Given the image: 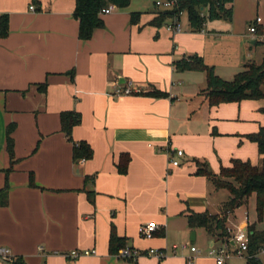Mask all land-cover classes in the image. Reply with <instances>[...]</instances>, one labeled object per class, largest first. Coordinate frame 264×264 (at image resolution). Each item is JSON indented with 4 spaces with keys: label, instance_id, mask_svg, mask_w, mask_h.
<instances>
[{
    "label": "crops",
    "instance_id": "0c3cea01",
    "mask_svg": "<svg viewBox=\"0 0 264 264\" xmlns=\"http://www.w3.org/2000/svg\"><path fill=\"white\" fill-rule=\"evenodd\" d=\"M142 2L101 15L104 28L81 41L74 0H0V16H8V35L0 39V189L9 188L8 203L0 207V247L23 264H215L209 252L225 243L216 245L202 229L208 251H190L200 235L188 227L186 212L220 214L229 197L194 174V160L215 174L232 159L258 165L257 145L245 136L264 127V99L209 106L205 75L173 65L191 55L213 65L207 49L217 45L223 25L192 32L182 14L180 32L169 28L171 21L157 28L149 22L162 9ZM132 13L140 14L136 24ZM118 87L142 94L118 96ZM153 90L167 97L143 94ZM65 111L80 115L71 140L61 131ZM10 124L15 163L7 174ZM80 141L91 147L90 160L73 159ZM122 155L130 158L125 174L117 171ZM241 207L227 216L229 242L249 224L241 220L235 234L230 230L228 217ZM149 222L159 228L147 240L138 228ZM112 231L140 255L110 254ZM150 249L162 259L146 256ZM84 250L95 254L68 258Z\"/></svg>",
    "mask_w": 264,
    "mask_h": 264
},
{
    "label": "trees",
    "instance_id": "16d2710c",
    "mask_svg": "<svg viewBox=\"0 0 264 264\" xmlns=\"http://www.w3.org/2000/svg\"><path fill=\"white\" fill-rule=\"evenodd\" d=\"M36 2V0H32ZM75 7L73 17L78 21V38L81 41L91 39L94 30L104 28V21L101 18L102 9L114 6L123 9L129 6L131 0H74ZM175 4L171 10L160 11L157 16L149 22V25L161 27L165 22L174 19L179 20L182 14L187 17L188 25L192 32H201L206 24L211 21L224 20L231 21L233 17L234 0H174ZM139 13H132L131 24H136ZM258 33H262V28L258 27ZM8 35V16H0V39ZM264 43L255 41L254 45ZM174 68L178 72H200L206 77V88L204 95L208 100L209 106H217L225 103H238L244 100L264 99V56L258 61H248L241 70L234 74L231 80H224L215 73L213 66L205 64L204 60L191 55L183 57L174 62ZM46 83L38 85L41 92H45ZM142 94V93H139ZM147 96L156 98L167 97L166 93L153 90L143 93ZM264 114V108L261 109ZM80 115L73 111L60 113L61 131L71 140L72 129L78 125ZM14 125H8L6 129V151L10 159V168L6 170L8 174L15 163L13 154V140L11 134ZM249 141L257 145V150L261 160L258 165H253L250 161L232 159L227 167L221 166L217 174L213 173L208 164L199 160H194L196 164L195 175L206 177L214 185L215 189H225L229 197L222 204L221 212L217 215L208 212L195 213L187 211L185 216L187 225L190 229H204L216 241L228 242L229 231L225 223L228 214L237 208L247 204L251 196L255 198V208L257 222L248 224L246 231L248 235V255H256L263 249L264 232L258 228L259 224L264 223V127H260L257 133L245 136ZM93 156L91 147L84 141L73 144V159L90 160ZM129 156L122 155L117 164V171L120 174L127 172ZM8 185L0 189V207L8 203ZM92 203L93 198H89ZM126 247L125 239L117 237L111 232L109 240L110 254H116L120 249ZM246 264H264L255 258H247ZM20 262V258H19ZM22 263V260H21Z\"/></svg>",
    "mask_w": 264,
    "mask_h": 264
},
{
    "label": "rangeland",
    "instance_id": "374dc122",
    "mask_svg": "<svg viewBox=\"0 0 264 264\" xmlns=\"http://www.w3.org/2000/svg\"><path fill=\"white\" fill-rule=\"evenodd\" d=\"M133 1H143L142 3H144V6L148 7L149 9H161V7H156L154 4L157 0ZM159 1L164 2L166 0ZM257 17H260L262 20L261 24H264V0H235L233 4V17L231 21L216 20L207 23L210 26L214 25L215 23H219L220 25H223L222 27L224 28L222 35L216 41L217 45L213 46V43L209 44L207 49L209 52L208 60H210L213 65L216 64L215 73L224 80H231L234 74L241 70V62H246L248 60L258 61L262 56H264V43L257 45H252L249 43L251 41L249 38L253 36V34L249 32V27L255 22ZM182 20L183 22L187 21L186 15L182 17ZM184 23L181 22V25H184ZM247 53H249L251 56L248 59ZM197 75H199L197 77H204L205 74L200 73ZM223 193L228 195L226 190H224ZM241 220H246L249 224L257 222L254 196H251L248 199L247 204L241 207L240 210L232 215H229L228 221L230 230H232L233 233L234 227H236V225H238ZM258 228L264 232V223L259 224ZM199 235V238L194 241L193 246L202 252H205V250L208 251V239L206 238L207 236L202 228H199ZM214 242L216 245H218V241ZM174 244L179 249H184L182 247L184 244L178 241L174 242ZM228 264H246V260L244 257L231 256L228 260Z\"/></svg>",
    "mask_w": 264,
    "mask_h": 264
},
{
    "label": "built area",
    "instance_id": "2783aa9c",
    "mask_svg": "<svg viewBox=\"0 0 264 264\" xmlns=\"http://www.w3.org/2000/svg\"><path fill=\"white\" fill-rule=\"evenodd\" d=\"M175 4L174 0H166L164 2L157 1L155 2L156 7H161L162 11L171 10ZM34 7H30V10H33ZM114 9V6H108L101 11V15H107ZM262 20L260 17H257L255 22L249 27V32L253 34L254 41H264V24H261ZM258 27L262 28V33H258ZM169 28L173 30V32H180L181 26L179 24V20L174 19L171 21V25H169ZM134 92L140 93L139 89H132L130 87L126 88H120L118 87L115 90V95H131ZM176 157L180 158L183 156V152L180 150H177L175 152ZM171 165L176 167L179 165V162L177 159L172 158L171 159ZM158 225L155 222H149L146 224H142L138 228V234L143 239H152L158 230ZM186 245H182L183 248H185ZM39 251H42V248H39ZM191 252H196V248L191 246L190 247ZM248 235L246 228L239 229L236 234L233 236L232 240L229 242L223 243L220 247L217 248H211L209 255L214 259L215 264H228V260L231 256L234 257H244L247 258H255L259 259L260 261L264 262V254L263 249H260V251L256 255H248ZM95 254L94 250H84L82 252L78 251H72L68 258L76 259L81 256H88ZM146 256H155L158 259H162V254L155 250L150 249L148 251H145L144 253ZM140 255L139 252L136 250L130 249V248H123L119 251L117 256L121 259H136ZM0 264H23L21 263V259L19 262V257L13 255L8 249L0 247ZM188 264H194L191 260L188 261Z\"/></svg>",
    "mask_w": 264,
    "mask_h": 264
},
{
    "label": "water",
    "instance_id": "95a60500",
    "mask_svg": "<svg viewBox=\"0 0 264 264\" xmlns=\"http://www.w3.org/2000/svg\"><path fill=\"white\" fill-rule=\"evenodd\" d=\"M250 44H254V41H251V43H250ZM190 239H191V240H193V239H194V233H193V232L191 233Z\"/></svg>",
    "mask_w": 264,
    "mask_h": 264
}]
</instances>
